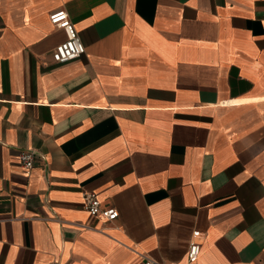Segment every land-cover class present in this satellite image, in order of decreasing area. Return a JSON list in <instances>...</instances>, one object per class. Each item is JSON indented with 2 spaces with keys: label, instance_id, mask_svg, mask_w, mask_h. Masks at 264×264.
Instances as JSON below:
<instances>
[{
  "label": "crops",
  "instance_id": "obj_1",
  "mask_svg": "<svg viewBox=\"0 0 264 264\" xmlns=\"http://www.w3.org/2000/svg\"><path fill=\"white\" fill-rule=\"evenodd\" d=\"M197 231L264 264V0H0V264H188Z\"/></svg>",
  "mask_w": 264,
  "mask_h": 264
},
{
  "label": "built area",
  "instance_id": "obj_2",
  "mask_svg": "<svg viewBox=\"0 0 264 264\" xmlns=\"http://www.w3.org/2000/svg\"><path fill=\"white\" fill-rule=\"evenodd\" d=\"M51 23L63 30L66 35V41L58 45L52 52V59L55 64H67L82 57L86 53V48L82 43L78 30L70 19L69 13L65 10H58L50 15ZM20 165L24 168L26 174L34 168L35 153L23 151L19 156ZM84 206L91 218H101L107 222H114L119 218V212L116 209H104L102 204L93 192L84 194ZM202 233L199 231L193 233V239L189 245L187 260L188 264H196L200 258L202 244L199 242ZM144 264H165L149 257H143Z\"/></svg>",
  "mask_w": 264,
  "mask_h": 264
}]
</instances>
